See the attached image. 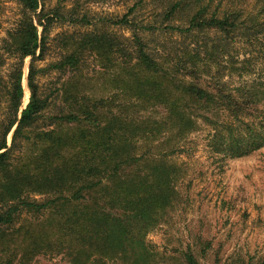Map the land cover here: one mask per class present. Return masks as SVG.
I'll list each match as a JSON object with an SVG mask.
<instances>
[{"label": "trees", "instance_id": "16d2710c", "mask_svg": "<svg viewBox=\"0 0 264 264\" xmlns=\"http://www.w3.org/2000/svg\"><path fill=\"white\" fill-rule=\"evenodd\" d=\"M12 1L18 18L0 32V264H163L146 237L180 198L172 159L188 137L205 125L230 158L264 146V77L245 79L264 66V0H123L124 14L100 19L79 0ZM63 23L86 31L52 39ZM52 40L60 57L40 68ZM49 71L60 86L46 93L37 78Z\"/></svg>", "mask_w": 264, "mask_h": 264}, {"label": "rangeland", "instance_id": "374dc122", "mask_svg": "<svg viewBox=\"0 0 264 264\" xmlns=\"http://www.w3.org/2000/svg\"><path fill=\"white\" fill-rule=\"evenodd\" d=\"M3 11L1 37L14 26L18 18V5L12 0H0ZM53 7L56 0H49ZM73 0L66 4L72 7ZM82 13L86 12L94 18L110 17L124 14L127 5L123 0H79ZM115 28H110L114 30ZM86 31V29L70 26L68 23L58 24L51 38L64 33ZM117 32V31H116ZM118 34L129 35L128 31L118 30ZM161 41L164 39H160ZM170 42V39H167ZM52 49L47 60L38 66L47 65L60 57V50L52 40ZM246 47L241 48V54ZM31 59L24 65V100L22 110L30 102L28 74ZM96 61L89 62L90 78L98 90L102 89L107 78L96 68ZM7 67V66H6ZM255 74L245 76L252 81L256 77H264L258 68L252 66ZM4 72V70H3ZM88 72V71H87ZM4 76L7 73H3ZM38 83L46 92H53L58 86L59 75L53 71L39 75ZM234 82L238 79L235 76ZM95 80V81H94ZM0 119L3 117V98L1 97ZM264 120V116H262ZM212 130L201 125L184 143L183 153L172 159L182 169V179L178 182L180 198L170 212V216L157 228L153 229L146 240L159 255L163 264H186L184 254L191 251L200 264H248L256 263L264 258V146L260 150L241 158L224 157L212 150ZM13 132L8 137L12 142ZM24 216L22 222H26ZM25 220V221H24ZM18 240L19 237H16ZM16 262L15 264H17ZM31 264H65L61 257L39 256Z\"/></svg>", "mask_w": 264, "mask_h": 264}]
</instances>
